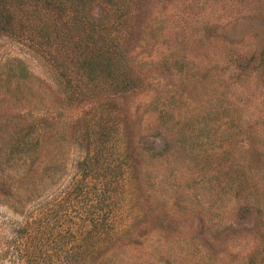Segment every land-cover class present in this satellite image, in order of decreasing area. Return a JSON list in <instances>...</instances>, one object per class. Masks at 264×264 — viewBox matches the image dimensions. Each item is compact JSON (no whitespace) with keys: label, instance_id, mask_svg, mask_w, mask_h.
<instances>
[{"label":"rangeland","instance_id":"374dc122","mask_svg":"<svg viewBox=\"0 0 264 264\" xmlns=\"http://www.w3.org/2000/svg\"><path fill=\"white\" fill-rule=\"evenodd\" d=\"M0 13V264H264V0Z\"/></svg>","mask_w":264,"mask_h":264},{"label":"trees","instance_id":"16d2710c","mask_svg":"<svg viewBox=\"0 0 264 264\" xmlns=\"http://www.w3.org/2000/svg\"><path fill=\"white\" fill-rule=\"evenodd\" d=\"M1 14L0 13V24H2V27L8 26L9 19L3 18L1 20ZM80 28L83 31V25L79 23ZM80 31V32H81ZM79 32V33H80ZM93 36H89L88 38L91 40ZM76 63L74 66V72L78 75L79 78H89L92 75H104L105 71L112 68V60L113 57L110 56V54L107 51V48L105 47H97L96 50H93L91 47H89L86 42L79 41V44L76 46Z\"/></svg>","mask_w":264,"mask_h":264}]
</instances>
